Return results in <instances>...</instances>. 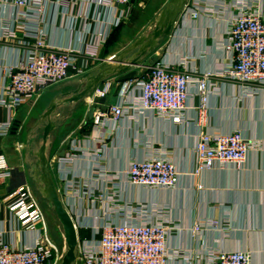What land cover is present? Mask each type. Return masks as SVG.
<instances>
[{"label":"crops","instance_id":"crops-1","mask_svg":"<svg viewBox=\"0 0 264 264\" xmlns=\"http://www.w3.org/2000/svg\"><path fill=\"white\" fill-rule=\"evenodd\" d=\"M168 1L131 2L127 17L118 26L111 27L98 58L89 61L90 65L84 72L112 59L150 31ZM236 1L185 0L171 34L163 37L154 51L142 60L143 65L136 68L135 78H140L145 69L158 59L170 64L187 59L188 68L199 73L218 71L227 57L225 29ZM196 6L210 10L200 13L197 18L184 16V11ZM2 8V15L14 13V9L7 5ZM257 8L264 11V0L259 1ZM81 10V4L67 11L57 6L47 8L41 27L50 45L80 47L88 39V35L80 34L78 30L84 29L91 21L68 16L69 11L78 15ZM85 12L88 9L85 8ZM114 12L115 9L104 11L98 8V24L95 26L91 22V25L102 29L104 23L101 21H110ZM22 53L9 43L0 42V85ZM80 75L71 71L65 80L47 87L35 101L15 110L12 122L16 129L12 128L0 137V153L11 172L8 178L0 181V231L4 238L17 245H26L37 235L17 227L2 198L16 187L27 186L43 207L38 196L43 197L30 177L29 164L34 157L29 154L27 142L39 116L54 101L57 103L52 116L55 126L47 137L46 154L57 191L77 226L79 242H97L100 234L93 226L100 225L102 219L95 217L97 206L90 209L85 199L68 196L65 189L75 183L85 185L80 194L89 188L106 192L113 184L122 201L163 209L166 218L177 224L178 229L168 237L167 248L169 252L182 251L183 254L168 258L166 264H195L198 258L205 260L211 251L236 250L249 251L251 264H264V89L242 91L238 85L215 76L218 83L208 95L202 127L196 124L197 100L194 97L188 101L186 117L181 123L158 117L150 111H132L119 121L101 119V123L96 124L94 118L98 112L120 103L128 95L129 80L119 82L118 76H112L100 83L98 88L109 86L103 103L91 101V95L77 102H63L77 88L75 79ZM91 107H94V112L89 117ZM7 117V109L0 106V121ZM234 130H239L244 137L256 143L245 161L239 166L215 165L196 174L193 149L199 131L229 133ZM35 131L32 148L36 150L41 145L42 132ZM163 155L173 161L180 173L177 187L149 189L128 182L126 170L132 161ZM111 175L117 178L112 180ZM195 223H202L203 230L193 233L190 227ZM57 225L60 226L59 223Z\"/></svg>","mask_w":264,"mask_h":264},{"label":"built area","instance_id":"built-area-1","mask_svg":"<svg viewBox=\"0 0 264 264\" xmlns=\"http://www.w3.org/2000/svg\"><path fill=\"white\" fill-rule=\"evenodd\" d=\"M259 1L238 0L233 3L225 29L227 57L218 71L199 73L188 68L187 59L173 64L158 59L140 78L129 80L128 95L120 103L98 112L94 123H101V119L116 122L132 111H150L158 117L181 123L186 117L188 101L194 97L197 100L196 124L202 127L208 95L218 83L215 76L238 85L242 91L264 89V11L258 10ZM77 4H81L83 11L78 15L69 11L68 16L89 20L95 26L99 19L96 17L98 8L104 11L115 9V12L110 21H101L104 23L102 29L87 22L84 29L78 30L80 34L88 35L80 47L50 45L41 27L47 8L57 6L67 11ZM130 4L131 0H0V10L6 5L14 9L11 15L0 13V42L9 43L23 52L18 63L8 69L7 77L0 85V106L8 111L7 119L0 121V137L13 128L12 113L15 110L35 101L47 87L65 80L71 71L82 74L89 67V61L98 58L109 30L127 17ZM208 10L196 6L184 11V16L197 18ZM108 92L109 86L97 87L90 99L104 98ZM255 146V141L244 137L239 130L229 133L199 131L193 149L195 173L215 165L239 166ZM10 173V167L0 153V181L8 178ZM116 178L111 175L112 180ZM126 178L133 185L149 189L174 188L179 183L180 173L173 161L163 155L132 161L126 170ZM82 186L85 187L74 183L65 189V193L85 199L90 209L97 206L95 217H101L102 222L93 226L100 234L97 242H78L73 264H166L168 258L183 254L182 251H168V237L178 227L166 218L163 209L122 201L113 184L106 192L89 188L80 194ZM2 199L17 227L37 235L31 243L17 245L7 241L0 231V264H59L65 246L60 249L48 236L42 209L33 192L27 186H19L8 191ZM190 228L197 233L204 226L195 223ZM195 264H251V254L246 250L211 251L205 260L198 258Z\"/></svg>","mask_w":264,"mask_h":264},{"label":"water","instance_id":"water-1","mask_svg":"<svg viewBox=\"0 0 264 264\" xmlns=\"http://www.w3.org/2000/svg\"><path fill=\"white\" fill-rule=\"evenodd\" d=\"M184 3L185 0H169L150 31L138 37L129 47L112 57V59L105 60L96 68L78 76L75 79L78 83L77 88L70 96L64 98L63 102H77L90 96L100 83L112 76H118L117 80L119 82L133 79L136 76V68L143 65L142 60L154 51L163 37L171 34L174 21ZM112 99L114 100L115 97H112ZM103 100L104 98H97L94 101L103 103ZM56 107L57 103L54 101L48 105L36 121L34 130L27 142L29 154L34 157L33 162L29 164V172L35 189L52 209L61 227L65 251L59 264H73L76 259L79 234L73 217L57 191L46 154L47 137L55 126L52 116ZM93 112L94 107H91L88 116L92 117ZM13 129H16V127ZM36 129L42 132V140L41 145L35 150L32 148V143L36 137Z\"/></svg>","mask_w":264,"mask_h":264},{"label":"rangeland","instance_id":"rangeland-1","mask_svg":"<svg viewBox=\"0 0 264 264\" xmlns=\"http://www.w3.org/2000/svg\"><path fill=\"white\" fill-rule=\"evenodd\" d=\"M133 1L136 2V0H132L131 2H133ZM150 26H151V24H150ZM37 196H38V194H37ZM38 197L41 200V204L43 203V207H42L43 209L42 208L41 209H42L44 219L46 222L48 236L56 245L61 244L59 246L62 248V247H64V242H63V236H62L61 228H59L60 226L58 227V225H57L58 221H57L52 209L47 206L44 199L41 198L40 196H38Z\"/></svg>","mask_w":264,"mask_h":264},{"label":"bare ground","instance_id":"bare-ground-1","mask_svg":"<svg viewBox=\"0 0 264 264\" xmlns=\"http://www.w3.org/2000/svg\"><path fill=\"white\" fill-rule=\"evenodd\" d=\"M65 244V243H64Z\"/></svg>","mask_w":264,"mask_h":264}]
</instances>
